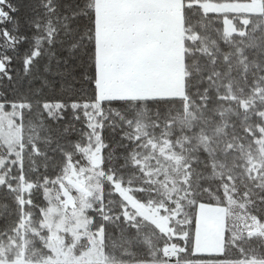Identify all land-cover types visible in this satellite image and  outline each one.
I'll return each instance as SVG.
<instances>
[{
  "label": "snow or ice",
  "instance_id": "1",
  "mask_svg": "<svg viewBox=\"0 0 264 264\" xmlns=\"http://www.w3.org/2000/svg\"><path fill=\"white\" fill-rule=\"evenodd\" d=\"M0 264H264V0H0Z\"/></svg>",
  "mask_w": 264,
  "mask_h": 264
}]
</instances>
